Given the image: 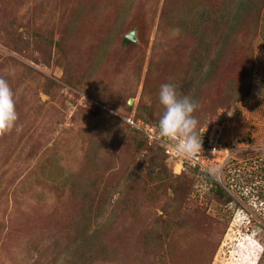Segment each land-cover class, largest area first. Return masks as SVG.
Returning <instances> with one entry per match:
<instances>
[{
	"label": "rangeland",
	"instance_id": "1",
	"mask_svg": "<svg viewBox=\"0 0 264 264\" xmlns=\"http://www.w3.org/2000/svg\"><path fill=\"white\" fill-rule=\"evenodd\" d=\"M0 78V264H264V0H0ZM165 83L250 148L227 197L125 122Z\"/></svg>",
	"mask_w": 264,
	"mask_h": 264
},
{
	"label": "clouds",
	"instance_id": "2",
	"mask_svg": "<svg viewBox=\"0 0 264 264\" xmlns=\"http://www.w3.org/2000/svg\"><path fill=\"white\" fill-rule=\"evenodd\" d=\"M163 111L156 125L157 136L169 140L174 154L184 158H195L202 153V137L198 120L193 113L198 104L188 96H180L174 85L162 84L158 93ZM19 116L16 111L14 93L9 82L0 78V133L14 129Z\"/></svg>",
	"mask_w": 264,
	"mask_h": 264
},
{
	"label": "built area",
	"instance_id": "3",
	"mask_svg": "<svg viewBox=\"0 0 264 264\" xmlns=\"http://www.w3.org/2000/svg\"><path fill=\"white\" fill-rule=\"evenodd\" d=\"M125 122L135 129L146 140L149 146L159 148L166 160L171 166H177L182 171H197L206 183L223 186L222 174L227 164L233 159L234 155L245 150H249L243 144L223 145L221 141L222 129L214 127L211 131L202 130V153L195 158H184L174 154L173 141L161 140L157 136L156 128L133 119H127Z\"/></svg>",
	"mask_w": 264,
	"mask_h": 264
},
{
	"label": "trees",
	"instance_id": "4",
	"mask_svg": "<svg viewBox=\"0 0 264 264\" xmlns=\"http://www.w3.org/2000/svg\"><path fill=\"white\" fill-rule=\"evenodd\" d=\"M125 43H126V44H131L130 41H128V40H125ZM147 124L150 125V126H152V127H154V128H156L157 122H154V123H149V122H148ZM144 141H145V143H147L146 140H144ZM220 142H221V143H224L222 139H221ZM156 150L159 151V152L161 153V156H163V154H162V152H161V150H160L159 148L156 147ZM163 158H164V156H163ZM164 161H166L165 158H164ZM184 172H187V171L185 170ZM194 172H197V171H194ZM230 174H231V172L229 171V172H228V176H229ZM208 182H209V181H207L206 183H208ZM212 185H213V184H212ZM214 186H215V188L217 189L216 191H218L219 194H221V195L224 196V197H227L226 194H225V192H224L221 188H218L217 184L215 185V183H214ZM229 201L231 202L232 200H231V199L228 200V203H230Z\"/></svg>",
	"mask_w": 264,
	"mask_h": 264
},
{
	"label": "water",
	"instance_id": "5",
	"mask_svg": "<svg viewBox=\"0 0 264 264\" xmlns=\"http://www.w3.org/2000/svg\"><path fill=\"white\" fill-rule=\"evenodd\" d=\"M127 39H128V41H131V42H133V41H134V39H133V36H132V35H129V36H127Z\"/></svg>",
	"mask_w": 264,
	"mask_h": 264
}]
</instances>
